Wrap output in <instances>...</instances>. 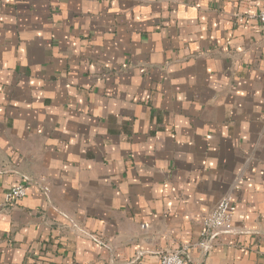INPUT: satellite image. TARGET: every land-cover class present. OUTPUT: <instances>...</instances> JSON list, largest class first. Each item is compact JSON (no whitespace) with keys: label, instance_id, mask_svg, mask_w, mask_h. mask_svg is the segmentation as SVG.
<instances>
[{"label":"crops","instance_id":"0c3cea01","mask_svg":"<svg viewBox=\"0 0 264 264\" xmlns=\"http://www.w3.org/2000/svg\"><path fill=\"white\" fill-rule=\"evenodd\" d=\"M263 7L0 0V264H264Z\"/></svg>","mask_w":264,"mask_h":264},{"label":"built area","instance_id":"2783aa9c","mask_svg":"<svg viewBox=\"0 0 264 264\" xmlns=\"http://www.w3.org/2000/svg\"><path fill=\"white\" fill-rule=\"evenodd\" d=\"M236 22L241 23L245 19H254L264 30V7L256 15L235 14ZM45 191L47 189L45 188ZM25 196V183L12 186L4 196V205H11L20 201ZM233 206L231 198L225 196L203 218L198 242L194 245L200 255H206L216 246L217 241L223 235L233 234ZM188 245L177 251L164 252L160 256L159 264H191L185 260Z\"/></svg>","mask_w":264,"mask_h":264}]
</instances>
